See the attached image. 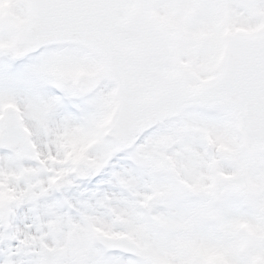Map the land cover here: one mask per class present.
<instances>
[{
	"label": "snow or ice",
	"instance_id": "1",
	"mask_svg": "<svg viewBox=\"0 0 264 264\" xmlns=\"http://www.w3.org/2000/svg\"><path fill=\"white\" fill-rule=\"evenodd\" d=\"M77 0H32L37 8L61 7ZM27 0L9 4L0 17V170L21 172L30 168L32 176L21 177V187L35 180L45 181L54 173L41 165L29 141L37 151L55 153L52 143L61 131L92 127L105 110V97L116 86V78L103 77L96 82L75 78L59 68L85 64L93 58L87 43L76 35H54L40 39L28 37L11 42L15 36L12 14L27 8ZM193 7L202 10L227 7L240 19L264 18V0H197ZM5 105H13L5 108ZM224 110L212 102H190L178 115L132 130L126 140L114 134L104 137L93 149L103 154L99 167L81 165L70 172L63 182L48 187L34 198L13 202L0 215V264H42L39 243L32 237H43L51 243L49 221L61 219L83 222L87 216L107 219L109 208L119 206L134 216L150 235L166 243L154 217L170 215L177 206L193 198L173 184L168 173L155 169L145 158V150L162 135H179L173 149L183 153L185 147H200L202 141L195 131L181 133L185 124L219 126L225 121ZM29 128L31 136L24 132ZM169 154H174L169 150ZM43 159V156L41 157ZM258 165L264 167V152ZM218 207L221 219L231 217L245 208L228 188L222 189ZM145 196L153 199L144 207ZM251 211V209H247ZM48 233V235H44ZM193 235L205 243H220V233L206 225L194 229ZM87 258L83 264H151L139 249L126 242L94 239L84 245ZM264 257V240H254L249 247L234 256L235 264H258L254 256ZM50 264H64L52 260Z\"/></svg>",
	"mask_w": 264,
	"mask_h": 264
},
{
	"label": "rangeland",
	"instance_id": "2",
	"mask_svg": "<svg viewBox=\"0 0 264 264\" xmlns=\"http://www.w3.org/2000/svg\"><path fill=\"white\" fill-rule=\"evenodd\" d=\"M197 0H151V9L173 32L177 46V63L187 74L189 86H196L216 73L228 32L237 29L254 30L264 26V18L240 19L231 14L227 7L202 10L193 7ZM20 0H0V17L5 15L9 4ZM133 3L128 0L126 5ZM28 20L26 8L12 14L17 42L18 28ZM98 56L87 63L71 68H59L75 78L92 76L98 81L106 77ZM105 110L95 124L87 129L69 128L58 133L52 142L55 153L45 145L46 154L37 151L35 156L41 165L54 174L45 181L35 180L21 187V177L32 176L35 170L26 168L17 173L0 170V208L6 210L13 202L34 198L47 191L48 187L63 182L64 178L79 166L99 167L103 154H93V149L108 135V123L116 104L115 89L106 94ZM226 119L219 126H192L185 124L181 133L195 131L202 141L200 147L188 145L183 153L173 149L180 142L179 135H162L143 153L144 158L157 170L169 174L173 184L193 199L180 203L170 215L154 217L157 227L163 232L166 243H160L157 236L150 235L142 224L134 223L133 213L119 206L109 208L110 216L90 215L83 222L71 219L49 221V232L53 239L46 242L43 237H32L31 243H39L43 249L61 253L64 264H83L87 258V241L100 236L124 239L134 243L151 261V264H235L234 256L246 250L254 240H264V167L258 165L262 147L244 146L238 131L237 112L228 106L219 105ZM5 108L14 107L5 105ZM29 136V128L24 127ZM209 141L213 150H207ZM208 142V143H209ZM206 145V146H205ZM173 150L174 154H169ZM43 156V159L41 157ZM170 165L166 169L164 162ZM242 178L246 187L242 191L233 188L228 180ZM228 188L245 210L221 219L218 207L222 197L218 193ZM153 199L145 196L140 201L144 207ZM247 209H251L248 211ZM206 225L216 229L220 243H205L194 237L196 227ZM45 236L48 233L44 234ZM258 264H264V257L254 256Z\"/></svg>",
	"mask_w": 264,
	"mask_h": 264
},
{
	"label": "water",
	"instance_id": "3",
	"mask_svg": "<svg viewBox=\"0 0 264 264\" xmlns=\"http://www.w3.org/2000/svg\"><path fill=\"white\" fill-rule=\"evenodd\" d=\"M126 1L77 0L37 8L27 0L30 19L20 30V40L76 35L94 48L104 60V74L117 80L118 105L110 133L122 140L134 129L176 116L190 102H212L236 108L245 143L264 146V28L229 34L217 75L190 88L176 63L173 35L150 10V0H134L130 6ZM231 184L244 187L238 178ZM42 257L50 264L61 254L44 251Z\"/></svg>",
	"mask_w": 264,
	"mask_h": 264
}]
</instances>
